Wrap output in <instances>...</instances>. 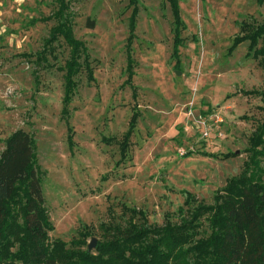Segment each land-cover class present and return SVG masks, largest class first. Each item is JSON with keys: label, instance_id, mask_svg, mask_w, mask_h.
Returning a JSON list of instances; mask_svg holds the SVG:
<instances>
[{"label": "rangeland", "instance_id": "1", "mask_svg": "<svg viewBox=\"0 0 264 264\" xmlns=\"http://www.w3.org/2000/svg\"><path fill=\"white\" fill-rule=\"evenodd\" d=\"M68 2L87 59L79 60L63 119L61 68L69 48L59 40L47 47L52 66L36 61L57 0H0V152L17 129L34 138L49 240L70 248L86 232L88 248L92 238L103 239L101 224L126 225L129 208L141 210L148 225L177 222L186 192L212 204L215 192L241 172L249 137L264 120V68L247 54V40L228 53L242 23H264V1L178 0L184 27L176 55L168 0ZM134 110L139 116L122 155ZM206 111L221 119L222 136L214 126L203 136ZM229 152L237 155L224 158Z\"/></svg>", "mask_w": 264, "mask_h": 264}, {"label": "trees", "instance_id": "2", "mask_svg": "<svg viewBox=\"0 0 264 264\" xmlns=\"http://www.w3.org/2000/svg\"><path fill=\"white\" fill-rule=\"evenodd\" d=\"M168 2L173 14L176 55L180 29L184 26L178 0ZM136 13L134 7L129 18L128 42L135 28ZM51 19L54 24L47 44L36 53V61L52 66L47 59V52L51 51L48 45L62 40L68 46L69 55L61 68L64 71L61 118L65 119L77 84L74 77L82 65L79 60L82 56L87 59V48L73 34L68 0H57ZM241 28L243 34L234 37L228 53L247 40V54L258 58L264 68V23H242ZM126 54L130 78L133 59L129 43ZM88 77L92 78L91 71ZM261 99L260 108L264 112V91ZM138 116L139 112L134 110L120 144L122 155ZM248 144L249 156L241 172L229 177L224 187L215 192L212 204L198 202L186 192L184 204L178 208L179 221L165 220L161 225L146 224L141 210L129 208L131 216L126 225L101 224L103 239L93 249L84 248L86 232L72 239L71 247L66 248L62 239L48 238L52 226L42 192L35 141L28 132L17 129L5 139L0 152V264H264V120L252 132ZM235 155L236 152H229L223 157ZM134 216L144 221L136 222Z\"/></svg>", "mask_w": 264, "mask_h": 264}, {"label": "built area", "instance_id": "3", "mask_svg": "<svg viewBox=\"0 0 264 264\" xmlns=\"http://www.w3.org/2000/svg\"><path fill=\"white\" fill-rule=\"evenodd\" d=\"M214 116L215 117L212 118V117L208 116V113L206 112L204 119L200 122L203 125L201 132H202L203 136H205V137L209 136V132L212 129V126L215 127V130L217 131L218 136L223 135V133L221 131H218V123L221 121V119L219 118V116L217 114H215ZM212 119H214L213 122L211 124L206 125V122L207 121L211 122Z\"/></svg>", "mask_w": 264, "mask_h": 264}, {"label": "water", "instance_id": "4", "mask_svg": "<svg viewBox=\"0 0 264 264\" xmlns=\"http://www.w3.org/2000/svg\"><path fill=\"white\" fill-rule=\"evenodd\" d=\"M179 72V71H177ZM96 245V239L95 238H92L90 243L88 244V249H93Z\"/></svg>", "mask_w": 264, "mask_h": 264}]
</instances>
